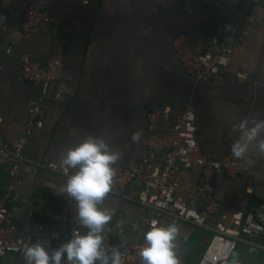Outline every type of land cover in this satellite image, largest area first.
<instances>
[{"label":"crops","instance_id":"0c3cea01","mask_svg":"<svg viewBox=\"0 0 264 264\" xmlns=\"http://www.w3.org/2000/svg\"><path fill=\"white\" fill-rule=\"evenodd\" d=\"M183 1L49 0L47 10L56 22L25 35L21 22L27 0H15L8 11L0 12V138L8 146L24 130L26 104L38 93L22 76L21 58L26 55L45 64L64 26L75 21L65 36L64 66L54 83L59 97L46 101L44 126L29 138L25 149L26 168L12 206L19 228H25L27 209L44 192L54 199L63 192L66 176L43 170L45 161L55 164L66 147L93 134L104 136L121 152L115 168L134 170L148 155L143 144L148 113L167 107L194 111L204 154L215 161L229 157L249 168V173L235 178L215 176L219 209L207 219L206 227L177 223L184 264H198L217 224L229 225L234 214L264 201V152L258 148L264 131L247 142L239 157L232 151L235 141L243 143L242 123L247 129L264 121V0H213L206 7L204 16L210 22L251 14L259 19L232 57L231 74L209 84L194 81L180 63L176 44L187 39L192 46L198 25L185 16ZM169 129V120L161 118L159 133L166 135ZM137 131L140 137L133 142L130 137ZM162 164L163 155L156 153L153 165ZM196 182L195 173L182 172L177 194L188 206L200 209L207 202L195 197ZM7 184V173L0 171V194ZM141 189L132 183L104 200L103 206L113 210L106 225H113L118 217L124 223L123 230H113V244L122 247L143 238L147 227L145 209L138 202ZM0 264L19 263L9 257ZM227 264H264V249H252L241 241Z\"/></svg>","mask_w":264,"mask_h":264},{"label":"built area","instance_id":"2783aa9c","mask_svg":"<svg viewBox=\"0 0 264 264\" xmlns=\"http://www.w3.org/2000/svg\"><path fill=\"white\" fill-rule=\"evenodd\" d=\"M14 1L0 0V12L8 11ZM48 1L27 0L21 22L22 35L56 22L47 10ZM212 1H183L182 10L185 16L197 21L198 25L192 46L187 43V39L176 44L185 73L194 81L203 84L216 83L223 76L231 74L232 57L259 21L256 16H232L227 20L216 21L214 30L208 33L206 27L210 18H206L204 13ZM74 24L75 21H71L64 26L63 34L54 42L51 55L45 64L26 55L21 58L22 76L38 88V93L26 104L22 133L10 146L0 138V171H4L8 176L7 187L0 194V262L12 257L19 264H26L22 252L26 244L47 239L50 240L51 247H56L68 239L74 229L85 231L75 219L76 202L64 191L59 193L54 201L40 198L36 204L30 205L26 211L25 228H19L12 211V206L17 200V187L26 168L24 153L27 142L35 131L41 130L44 126L46 101L59 97L54 83L60 77L64 66L65 36ZM237 76L242 78L244 74L238 73ZM163 117L170 122V129L166 135H161L158 131L159 120ZM147 122L148 131L143 144L148 155L141 158L134 170L115 168L111 188L105 199L111 193L120 191L132 183H138L142 188L138 202L145 209L147 229L153 219L166 224L177 225L181 221L192 226L206 227L207 219L219 209V203L214 198L215 176L224 174L229 178H235L249 173V168L243 162L229 157L215 161L201 151L196 116L190 108L172 110L167 107L161 111L151 112L147 115ZM156 153L163 155V164L160 167L153 165ZM41 168L66 176L61 169L54 167V163L48 161H45ZM184 171L197 175L193 193L195 197L205 199L207 202L200 209L188 206L177 194L179 177ZM123 226L124 223L119 217L113 225L104 226L105 251L110 253L112 249L119 248L122 254L121 264H143L139 255L141 247L144 246L143 238L136 237L122 247L112 243L113 230H123ZM213 230L211 241L198 264H227L238 244L244 240L252 249L256 247L264 249V201L247 213L234 214L229 225L217 224ZM52 234H55V238ZM256 239L261 243H257ZM175 253L179 264H184L178 244Z\"/></svg>","mask_w":264,"mask_h":264},{"label":"clouds","instance_id":"9594fccd","mask_svg":"<svg viewBox=\"0 0 264 264\" xmlns=\"http://www.w3.org/2000/svg\"><path fill=\"white\" fill-rule=\"evenodd\" d=\"M243 129V143L237 140L232 144L233 154L240 156L247 142L264 131V121ZM140 132H134L130 139L135 142ZM264 152V139L258 143ZM121 152L113 147L102 135L87 134L78 142L66 147L58 156L54 167L65 174L63 191L76 202L75 219L85 229H74L68 239L51 247L50 240H37L26 244L23 256L26 264H121L119 248L106 252L103 246V230L113 215V210L103 206L106 194L110 191L114 165ZM151 226L143 233L144 246L139 255L143 264H179L175 249L179 228L175 223H160L153 219ZM55 238V234H52Z\"/></svg>","mask_w":264,"mask_h":264},{"label":"trees","instance_id":"16d2710c","mask_svg":"<svg viewBox=\"0 0 264 264\" xmlns=\"http://www.w3.org/2000/svg\"><path fill=\"white\" fill-rule=\"evenodd\" d=\"M214 27H215V22L212 21V20H211V22L209 21L207 23V27H206L207 32L208 33L212 32L214 30ZM42 196H43L44 199H47L49 201H54L53 195L48 194V192H46V193L44 192V194H42Z\"/></svg>","mask_w":264,"mask_h":264},{"label":"rangeland","instance_id":"374dc122","mask_svg":"<svg viewBox=\"0 0 264 264\" xmlns=\"http://www.w3.org/2000/svg\"><path fill=\"white\" fill-rule=\"evenodd\" d=\"M247 16H255V15H253V14H251V15H247ZM203 20H206L205 18H203ZM179 56V55H178Z\"/></svg>","mask_w":264,"mask_h":264},{"label":"water","instance_id":"95a60500","mask_svg":"<svg viewBox=\"0 0 264 264\" xmlns=\"http://www.w3.org/2000/svg\"><path fill=\"white\" fill-rule=\"evenodd\" d=\"M249 210H250V207H248V208H247V211H246V213H247Z\"/></svg>","mask_w":264,"mask_h":264}]
</instances>
